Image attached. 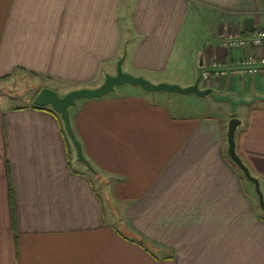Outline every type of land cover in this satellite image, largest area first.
Segmentation results:
<instances>
[{
    "label": "crops",
    "instance_id": "0c3cea01",
    "mask_svg": "<svg viewBox=\"0 0 264 264\" xmlns=\"http://www.w3.org/2000/svg\"><path fill=\"white\" fill-rule=\"evenodd\" d=\"M264 28V0H0V80L43 84L26 102L0 93V264H264V75L204 77L224 30ZM125 71L249 102L125 83L70 107L93 172L61 115L36 105ZM235 110V111H236ZM107 177L99 185V175ZM100 175V176H101Z\"/></svg>",
    "mask_w": 264,
    "mask_h": 264
},
{
    "label": "water",
    "instance_id": "95a60500",
    "mask_svg": "<svg viewBox=\"0 0 264 264\" xmlns=\"http://www.w3.org/2000/svg\"><path fill=\"white\" fill-rule=\"evenodd\" d=\"M126 57V52L118 60L117 71L115 74H106L105 80L96 87H81L68 91L65 94H60L56 89L52 87H43L36 95L34 102L39 106L51 105L53 110L61 115L64 122L65 129L76 147L78 159L84 162L90 170L97 172L92 163L85 157L83 153L82 143L78 139L71 120L70 107L75 106L79 99L83 98H97L106 95L116 89L117 86L130 83L133 85H139L146 91L156 92V91H167L169 93H196L199 96L211 95L213 98L218 100L228 101L231 105L233 111L236 110L239 104L249 102L244 99H234L227 94H218L213 91L212 88H200L199 80H196L193 84L188 86H182L178 83L169 82H152L144 76L133 75L125 71L122 67V63ZM242 123V119L238 116H233L229 120L228 131H227V141H228V154L231 159L238 165V167L243 171L245 176L250 179L256 188L259 205L264 211V192L261 188V183L258 177L252 174L248 165L243 161L242 157L237 152L236 145V130L238 126Z\"/></svg>",
    "mask_w": 264,
    "mask_h": 264
},
{
    "label": "built area",
    "instance_id": "2783aa9c",
    "mask_svg": "<svg viewBox=\"0 0 264 264\" xmlns=\"http://www.w3.org/2000/svg\"><path fill=\"white\" fill-rule=\"evenodd\" d=\"M220 45L229 51H240L228 63L212 60L202 75L209 77L233 75L248 77L264 75V28H256L249 32L224 30L219 33Z\"/></svg>",
    "mask_w": 264,
    "mask_h": 264
},
{
    "label": "rangeland",
    "instance_id": "374dc122",
    "mask_svg": "<svg viewBox=\"0 0 264 264\" xmlns=\"http://www.w3.org/2000/svg\"><path fill=\"white\" fill-rule=\"evenodd\" d=\"M42 84L43 81L36 75H32L24 72L15 73L9 79L0 80V93H3L2 96L4 97L13 93V95H16V96H12L13 97L12 100L15 103L26 102L27 101L26 99L32 97L35 91ZM233 112L236 113L237 110ZM100 175L98 181H99V185L102 187V181L105 180L107 177H105L104 175L101 176Z\"/></svg>",
    "mask_w": 264,
    "mask_h": 264
},
{
    "label": "trees",
    "instance_id": "16d2710c",
    "mask_svg": "<svg viewBox=\"0 0 264 264\" xmlns=\"http://www.w3.org/2000/svg\"><path fill=\"white\" fill-rule=\"evenodd\" d=\"M54 111V110H53ZM245 175V174H244Z\"/></svg>",
    "mask_w": 264,
    "mask_h": 264
}]
</instances>
